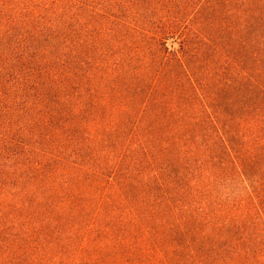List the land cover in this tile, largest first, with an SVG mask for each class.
Listing matches in <instances>:
<instances>
[{
  "label": "trees",
  "instance_id": "trees-1",
  "mask_svg": "<svg viewBox=\"0 0 264 264\" xmlns=\"http://www.w3.org/2000/svg\"><path fill=\"white\" fill-rule=\"evenodd\" d=\"M205 1L0 0V264H264V31Z\"/></svg>",
  "mask_w": 264,
  "mask_h": 264
},
{
  "label": "rangeland",
  "instance_id": "rangeland-1",
  "mask_svg": "<svg viewBox=\"0 0 264 264\" xmlns=\"http://www.w3.org/2000/svg\"><path fill=\"white\" fill-rule=\"evenodd\" d=\"M185 1L195 5L200 0H176L177 9L179 4L185 3ZM205 2H207L203 6L205 8L199 9L200 17L205 16L211 20L215 18V20L227 24V26L231 22L232 30L241 32H243V24L248 23L245 29L250 35L254 32L264 31V0H252V6L249 5L250 0H245L244 4H241V0H206ZM191 11L190 9H186L184 13L190 14ZM255 21H261V23L257 24ZM235 41L234 46H241L243 43L240 39ZM252 42L247 41L246 43H251L249 45H252ZM169 45L174 46V48L178 47L177 44L171 42Z\"/></svg>",
  "mask_w": 264,
  "mask_h": 264
}]
</instances>
